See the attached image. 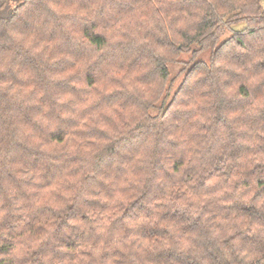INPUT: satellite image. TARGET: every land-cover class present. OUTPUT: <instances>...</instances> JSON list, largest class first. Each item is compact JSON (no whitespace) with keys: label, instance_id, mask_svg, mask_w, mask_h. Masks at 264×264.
Wrapping results in <instances>:
<instances>
[{"label":"clouds","instance_id":"obj_1","mask_svg":"<svg viewBox=\"0 0 264 264\" xmlns=\"http://www.w3.org/2000/svg\"><path fill=\"white\" fill-rule=\"evenodd\" d=\"M0 74V264H264V0H0Z\"/></svg>","mask_w":264,"mask_h":264},{"label":"trees","instance_id":"obj_2","mask_svg":"<svg viewBox=\"0 0 264 264\" xmlns=\"http://www.w3.org/2000/svg\"><path fill=\"white\" fill-rule=\"evenodd\" d=\"M84 39H88L87 34H85ZM96 42H98V43L101 42L98 37L96 38ZM62 47L74 49L75 44L69 40V41H65V43H64V45H62ZM36 62H37V58H34L33 56L28 55L27 53L22 54L21 63L26 70H31L33 64H35ZM69 69H70V65H68L64 62L55 63L50 68L51 71L58 73V74H63L65 72L69 71ZM10 76H11V74H9L8 76H5L4 74H0V79L10 78ZM92 83L94 84V81ZM59 86L64 90H68L70 87L69 83L67 81H64V80H62L60 82ZM114 99H118V97L114 98ZM53 139L60 142V143H63L64 142V135L54 137Z\"/></svg>","mask_w":264,"mask_h":264}]
</instances>
